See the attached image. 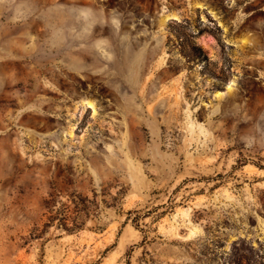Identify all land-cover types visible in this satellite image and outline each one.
Instances as JSON below:
<instances>
[{
    "label": "rangeland",
    "instance_id": "obj_1",
    "mask_svg": "<svg viewBox=\"0 0 264 264\" xmlns=\"http://www.w3.org/2000/svg\"><path fill=\"white\" fill-rule=\"evenodd\" d=\"M0 264H264V0H0Z\"/></svg>",
    "mask_w": 264,
    "mask_h": 264
},
{
    "label": "bare ground",
    "instance_id": "obj_2",
    "mask_svg": "<svg viewBox=\"0 0 264 264\" xmlns=\"http://www.w3.org/2000/svg\"><path fill=\"white\" fill-rule=\"evenodd\" d=\"M87 105H88V107H89V106H90V107H94L93 104H92L91 102H87Z\"/></svg>",
    "mask_w": 264,
    "mask_h": 264
},
{
    "label": "trees",
    "instance_id": "obj_3",
    "mask_svg": "<svg viewBox=\"0 0 264 264\" xmlns=\"http://www.w3.org/2000/svg\"><path fill=\"white\" fill-rule=\"evenodd\" d=\"M65 227H67V226H65ZM68 231H72L73 229H71V228H66Z\"/></svg>",
    "mask_w": 264,
    "mask_h": 264
}]
</instances>
